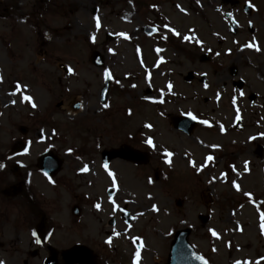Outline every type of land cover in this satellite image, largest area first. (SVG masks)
<instances>
[{
  "label": "rangeland",
  "instance_id": "374dc122",
  "mask_svg": "<svg viewBox=\"0 0 264 264\" xmlns=\"http://www.w3.org/2000/svg\"><path fill=\"white\" fill-rule=\"evenodd\" d=\"M243 1L238 12L221 0H0V94L10 104L4 115L11 114L16 123L1 127V138L8 131L17 140L33 133L24 159L45 148L64 158L67 228L76 194L87 210L81 222L91 213L95 231L105 225L106 214L93 208L107 212L110 183L99 154L107 146L128 143L148 151L149 163L137 172L127 164L115 171L123 198L142 207L134 231L127 234L137 231L145 241L156 242L162 264L173 232L182 227L191 228L189 241L210 264H261L264 209L254 202L264 203V137L256 140L264 131V45L259 51L241 49L249 33L245 28L231 33L223 15L228 11L247 19L240 10ZM145 26L157 30L147 35ZM92 50L102 54L110 74L107 107L99 98L103 69L91 64ZM231 66L239 76L229 74ZM239 112L242 129L236 131ZM181 114L198 121L190 135L170 125ZM20 126L29 133L21 137ZM226 156L232 160L229 170ZM241 169L246 170L237 177ZM42 183V193L53 187ZM206 191L213 198L209 207L202 198ZM239 191H248L242 206L223 204L225 196L235 201ZM230 212L234 221L226 219ZM207 214L209 221L199 218ZM104 228L110 232L111 227ZM23 238L29 240L28 233ZM23 238L18 250H11L16 263L10 264L26 257Z\"/></svg>",
  "mask_w": 264,
  "mask_h": 264
},
{
  "label": "flooded vegetation",
  "instance_id": "af4514ba",
  "mask_svg": "<svg viewBox=\"0 0 264 264\" xmlns=\"http://www.w3.org/2000/svg\"><path fill=\"white\" fill-rule=\"evenodd\" d=\"M245 1H248L250 5L247 10L248 14L243 12L245 11L243 3H241L240 10L248 16V20L246 18L240 20L236 18L237 24L234 33L241 34L245 28L250 35V39L248 45L241 46V49L247 48L259 51L260 43L264 45V0ZM234 5L239 12V0ZM215 11H220L218 6ZM228 13L226 11L223 15L229 17ZM233 69V73L239 76L240 73L237 68L233 66ZM229 74L232 76L231 67H229ZM220 76H224V74L222 73ZM8 106H10L9 100L0 94V129L10 125L16 126L11 114L4 115V108ZM241 127L242 125L239 128ZM19 130L22 132L21 137L27 135L30 131L25 127H20ZM29 134L30 136L33 135V133ZM35 135L38 138L42 137L40 131H36ZM30 136L17 140L12 131H8L6 133L7 138L2 139L0 131V165H3V167H0V261L3 264L16 263L15 252L11 250L17 249L16 243L20 241V235L23 238L26 233H28L29 238V240L23 238L26 245L23 252L26 257L21 260L19 257V264H161V259L156 254V247H158L156 242L153 240L145 241L144 235L137 231L125 234L126 226H131V232L134 230L132 225L136 222L135 219L139 217L138 213L142 207L136 201L124 199V191L120 183H116L115 171L123 170L122 166L124 164L133 168L143 167L144 164H138L121 157L111 158L106 164H103L100 153L102 170L108 176L110 183L105 189L107 212L101 206H94L93 208L95 212L106 214L107 221L105 225L103 223L96 231L93 229V215L91 213H87L84 222H81L87 210L83 207V201L78 200L79 196L76 194L72 197L74 204L71 205L69 210L74 218L67 228L64 222L62 202L64 187L61 188L64 183V158L56 153L62 163L60 169L49 176L38 167L40 153L31 159H24L27 157L24 153L28 150L32 139ZM263 137L264 131L263 133L258 132L256 140L263 139ZM252 140L249 139L248 141ZM123 145L130 144L110 145L106 149L112 151L121 148ZM131 146L144 151L139 146L133 144ZM95 148L100 149L101 147L96 144ZM104 165H107V167L105 168ZM32 170L36 172L33 173ZM114 176L115 181L111 183L110 179ZM42 181L53 187L47 188L42 193ZM223 199L225 206L238 208L243 205L240 200L244 199V195L240 194L239 197L235 198V201H228V196ZM75 206L78 207L76 212H74ZM232 213L230 212L229 216L226 217L228 221L232 219ZM69 226L72 227L71 233ZM105 226L111 227V229L114 226L112 230L114 232H107ZM16 232L17 234L14 235ZM63 232L72 235L71 237L70 235L65 237ZM57 234H59V237ZM9 235H14L12 240H10ZM6 236H8L7 239ZM53 236L54 238L51 240ZM2 239H6L8 242L5 243ZM57 239L58 242H55ZM36 258H38L37 261Z\"/></svg>",
  "mask_w": 264,
  "mask_h": 264
},
{
  "label": "water",
  "instance_id": "95a60500",
  "mask_svg": "<svg viewBox=\"0 0 264 264\" xmlns=\"http://www.w3.org/2000/svg\"><path fill=\"white\" fill-rule=\"evenodd\" d=\"M147 31H151L150 29H147ZM91 62L95 65H101L102 60L98 54V51H93L90 55ZM107 82L105 86L103 87V93L107 90ZM106 152L103 153L105 155ZM122 155L125 158H131L134 156V153L131 151V149L127 147H122L119 150H114L112 152V156H118ZM107 159V158H106ZM189 230H179L175 234L174 241L171 246V252L168 264H206L202 259H197L198 256L194 249L190 246V244L187 242L186 236L188 235Z\"/></svg>",
  "mask_w": 264,
  "mask_h": 264
},
{
  "label": "snow or ice",
  "instance_id": "6c2138e0",
  "mask_svg": "<svg viewBox=\"0 0 264 264\" xmlns=\"http://www.w3.org/2000/svg\"><path fill=\"white\" fill-rule=\"evenodd\" d=\"M179 7V6H178ZM182 11H183V9H181ZM97 26H99V24H98V22H97ZM185 39H188V37L187 36H185ZM249 46H252V45H249ZM68 71L69 72H71L72 71V69L71 68H69L68 69ZM105 75H108V70L107 69H105ZM23 99H25V100H29L30 98L29 97H27V96H25V97H23ZM105 107H107L108 105H104ZM33 107H35V105H33ZM204 123H206V122H204ZM147 143H149V144H151L152 142H151V140H148V141H146ZM70 151V150H69ZM166 155H171L170 153H166ZM207 159H211V157H208ZM0 167H3V165H0ZM104 167L106 168L107 167V165H104ZM84 170H86V168L85 169H81V171H84ZM109 175H111V173H109ZM223 175V174H222ZM96 207H99V205H97ZM153 210H155V205L153 206ZM211 231V230H210ZM33 235H35V233H33ZM213 235H216V233L215 232H213ZM37 242H39V241H37ZM197 259H202L201 257H197ZM0 264H3V262L2 261H0ZM234 264H240V262L239 261H237V262H234Z\"/></svg>",
  "mask_w": 264,
  "mask_h": 264
}]
</instances>
